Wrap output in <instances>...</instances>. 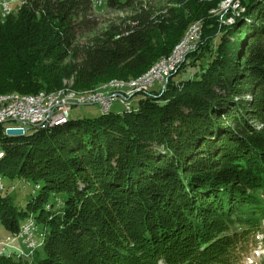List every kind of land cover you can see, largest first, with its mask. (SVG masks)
I'll return each mask as SVG.
<instances>
[{"label":"trees","instance_id":"1","mask_svg":"<svg viewBox=\"0 0 264 264\" xmlns=\"http://www.w3.org/2000/svg\"><path fill=\"white\" fill-rule=\"evenodd\" d=\"M19 1L0 15V95L130 80L203 31L136 108L21 136L0 123V175L36 187L23 203L0 191V239L43 233L32 253L0 248V264H246L264 246V0H239L232 24L209 14L222 0L164 14L107 0L128 14L102 18L94 0Z\"/></svg>","mask_w":264,"mask_h":264},{"label":"rangeland","instance_id":"2","mask_svg":"<svg viewBox=\"0 0 264 264\" xmlns=\"http://www.w3.org/2000/svg\"><path fill=\"white\" fill-rule=\"evenodd\" d=\"M186 1H188V0H153L150 2V4L147 3V5H149V7L152 8L154 14L157 11H160L159 13L164 14V12H166V10L168 8L179 9L181 6L185 5L184 3ZM106 2H107V0H94V11H93L94 16H96L97 18H100V17L102 18V17L108 16V15H110V17H117L120 15L125 16L128 14V12H113V11L108 10L107 6H106ZM20 4H21V2L19 0H0L1 21L5 22L11 13H14V15H17V10L19 9ZM243 7L244 6L240 5L239 0H233V3H231L230 0H222V2L219 4L218 7L212 8L209 11V14L217 15V16L219 15L220 16L219 20L224 24H232L234 22L235 16L233 14L228 15V13L231 11L232 13H234V14L236 13L238 15L239 11L242 12L244 10ZM235 8H236V10H235ZM194 25H196L198 27V28L197 27L196 28L199 30V34L201 35L202 31H203L202 21L201 20L195 21L194 23H192L189 26V28H191V27L193 28ZM189 28L185 32L186 35H187V31L189 30ZM186 35H185V37H186ZM185 37H183L181 39V41H179L176 44V46H174V49L172 50V52L169 55L162 57L158 62H156L153 65V67H155L159 63L161 64L163 62V59L166 61H169L170 58L172 57L171 55H173V53L176 51L175 49H177L179 47V45L181 44V42L183 41V39ZM201 38H202V35L200 36V39H199L200 41H201ZM200 41L198 43H200ZM198 43H197V46L199 45ZM196 47L192 48V50L188 51V53L194 51L196 49ZM188 53L185 54V58L182 59L180 62H176V61H179V57L181 54L179 55L178 58H175L172 60L174 63H176L177 69L180 66L181 62H183L186 59V57H187L186 55ZM69 59H70V57L67 58V60H69ZM177 69H175V70H177ZM175 70L171 71L168 75L165 74V76L157 78L156 79L157 81L153 80V81H156L154 88L159 89L161 87V85L164 86L167 79L169 78V75H171V73H173ZM145 75H146V72L141 75V78ZM160 80H162L161 84L159 82ZM153 81H152V83H153ZM73 84H74V79H73V77H71V78L65 79L63 81L62 87H66V89L68 90L67 92H71L70 89H68V88H73ZM100 86H103V85H100ZM149 90H147L146 92H148ZM91 92H95V91L90 90V91L75 92V93L79 94V95H88ZM99 92L100 91H98L94 94H97ZM39 93L41 95H42V93L47 94V96L42 95L45 98V100L49 97H51V100H53L54 97H57V99H59L61 97H65L64 94H60V93L55 94L56 92L52 93V94L46 93V92H39ZM8 94L9 95L11 94L14 96H20V97L28 96V97H32V98L33 97L37 98V96H38V94L27 95V94L15 93V92L14 93H7V95ZM48 94H51V95H48ZM142 96H143L142 93H137V94L133 95L132 96L133 99L130 100V102L128 103L127 106H125L123 103H121L119 101L114 102L113 107H112V112H120L124 109H128V107H129V109L136 108L138 105V100ZM66 97L69 98V96H66ZM110 109L111 108H109V109L107 108V110H103V109H101V105H99L98 103L88 104V105H80V106L75 105V106H73V108L69 112L70 113L69 118L72 120H79V119H82L84 117H90V116L92 117V116L99 115L103 111H108ZM31 133H32V131L30 130L29 132H26V135H29ZM3 184H4V188H5L4 192L10 194L12 197L16 198L21 203H23L25 201L24 200L25 197H29L32 192H36L35 185L27 184V183H24L21 181L19 182L18 180L4 178ZM12 185H15V187H16L15 190H12ZM38 227L35 229L36 230L35 234H32V235L19 234L15 238L5 239L7 241L5 246H7L8 249L11 250V252H17V253H30L31 252L32 253L41 244L40 242H41V238H42L43 233L41 231L42 229L40 230V228L38 229ZM39 230H40V232H39ZM1 232H2V237H4L5 231L1 230ZM260 238H261V236H260ZM3 241H4L3 238L0 239V246H1V243ZM262 258H264V246H261L259 248L257 247L256 249H254L252 255L247 259L246 264H264V259L262 260Z\"/></svg>","mask_w":264,"mask_h":264},{"label":"built area","instance_id":"3","mask_svg":"<svg viewBox=\"0 0 264 264\" xmlns=\"http://www.w3.org/2000/svg\"><path fill=\"white\" fill-rule=\"evenodd\" d=\"M230 2L233 3V0H231ZM197 28L189 31V38L186 40V43L182 45V48H179L175 54H173L174 56L172 55L168 62L157 67L158 75L153 76V80L165 76V74L168 75V73H166V66H175L176 68V63H174L172 60L178 58L181 54L179 57V61H176L180 62L185 58V54L188 53V51L197 46V43L199 42L201 36ZM151 86L152 85L150 84V87ZM129 98L128 95H122L121 93H118L115 97H111L108 99L99 98L89 100H70L66 98V102H58L57 97H54L51 101L39 100L34 103H22L16 105L14 109H4V102H0V123H8L7 128L28 129L29 127L37 124L48 125V123L50 122H54L62 118H68L70 110L75 105L80 106L98 103L101 105V108L103 110H107V108L112 107L114 102L116 101L128 105V103L130 102L128 100ZM2 180L3 178L0 175V183H2V187L4 188ZM23 234L32 235L29 232H22V235ZM6 242L7 241H3L0 248H4L5 251L12 253L11 250L8 249L7 246H5ZM19 254L24 255L25 253Z\"/></svg>","mask_w":264,"mask_h":264},{"label":"bare ground","instance_id":"4","mask_svg":"<svg viewBox=\"0 0 264 264\" xmlns=\"http://www.w3.org/2000/svg\"><path fill=\"white\" fill-rule=\"evenodd\" d=\"M235 10H236V8H235ZM195 28H196V25H194L193 28L192 27L189 28V30L187 31V35L185 34L186 37L184 35L185 38L183 39V41L181 42V44L179 45V47L177 49H175L176 51L173 54H175L179 48H182V45H184L186 43V40L189 38V31H191L192 29H195ZM166 62H168V61H166V60L163 59V62L161 64L160 63L157 64L145 76H143L142 78L138 79L137 81H129V82H125V81H114V83L112 82V83H110V85H108L109 89H107L106 91L105 90L100 91L97 94H94V93H96V91H95V92H91L88 95H79V94H76L75 91H73V90H70L71 92H67L68 91L67 89H62V90H60V91H58L56 93L54 92V93L55 94H57V93L64 94V96H65V97H61V98L57 99L58 102H66V98H67L66 96H69L68 99H70V100H89V99H99V98H101V99H108V98H111V97H115L116 94H118V93H121L122 95H131V94H133L135 92V90H139L141 88H149L150 87V84H152L153 76L158 75V68L157 67L158 66H161L162 64H164ZM175 69H177V68H175V66H166V73L169 74L171 71H173ZM105 87L106 86H104V88ZM51 94H48V95H51ZM42 95H46L47 96V94H45V93H42ZM42 95L40 93H38V96L36 95L37 98L36 97H33L32 98V97H28V96H22V97H20V96H14V95H11V94L10 95L9 94L8 95L7 94H1L0 95V102H4V109H14L16 107V105H19V104H22V103H34V102H37L39 100L51 101V97H49V98H47L45 100V98ZM109 108H111V107H109ZM68 118H62L60 120H56L54 122H50V123H48V125H42V126H44V127H57V126H62L65 123L68 122ZM7 129H9V128L6 127V131H7ZM22 130H23V134H26V132L29 131L28 129H22ZM0 152H1L0 153V159H1L4 156V152H3L2 149H0ZM2 182H3V180H2ZM1 190H3L2 183H0V191ZM33 224L34 223L30 222L25 227L24 232H29V233L32 234V231L34 229Z\"/></svg>","mask_w":264,"mask_h":264},{"label":"water","instance_id":"5","mask_svg":"<svg viewBox=\"0 0 264 264\" xmlns=\"http://www.w3.org/2000/svg\"><path fill=\"white\" fill-rule=\"evenodd\" d=\"M153 68V66L148 70V71H146V74L151 70ZM141 78V76H139V77H136V78H133V79H130V80H123V79H117V78H113V79H110V80H108V81H106V82H104L103 84H101V85H103V86H98V87H96V88H94V89H87V90H84V91H78V90H75L74 88H68V89H70V90H73V91H75V92H85V91H90V90H92V91H96V92H98V91H103V90H107V89H109V87H108V85H110V83H112V82H114V81H125V82H129V81H137L138 79H140ZM155 82L156 81H154L153 82V84H152V86L150 87V88H152L153 86H155ZM160 82V84H161V81H159ZM104 86H106L105 88H104ZM62 89H66V87H61V88H59L58 90H56V91H53V92H49V93H54V92H58V91H60V90H62ZM42 92V91H41ZM46 93H48V92H46ZM137 93H139V92H135V93H133V94H131V95H128V100L130 101V99L132 98V96L133 95H135V94H137ZM100 105V104H99ZM6 134L8 135V136H21V135H23V130L22 129H20V128H9V129H7V131H6Z\"/></svg>","mask_w":264,"mask_h":264},{"label":"crops","instance_id":"6","mask_svg":"<svg viewBox=\"0 0 264 264\" xmlns=\"http://www.w3.org/2000/svg\"><path fill=\"white\" fill-rule=\"evenodd\" d=\"M131 99H133V97H132ZM131 99H130V100H131Z\"/></svg>","mask_w":264,"mask_h":264}]
</instances>
